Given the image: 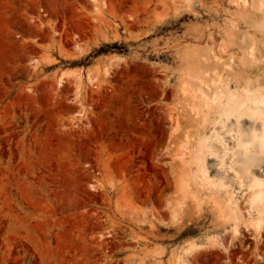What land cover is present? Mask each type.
Instances as JSON below:
<instances>
[{
  "label": "rangeland",
  "instance_id": "rangeland-1",
  "mask_svg": "<svg viewBox=\"0 0 264 264\" xmlns=\"http://www.w3.org/2000/svg\"><path fill=\"white\" fill-rule=\"evenodd\" d=\"M225 89L264 93V0H0V264H264Z\"/></svg>",
  "mask_w": 264,
  "mask_h": 264
},
{
  "label": "bare ground",
  "instance_id": "bare-ground-1",
  "mask_svg": "<svg viewBox=\"0 0 264 264\" xmlns=\"http://www.w3.org/2000/svg\"><path fill=\"white\" fill-rule=\"evenodd\" d=\"M62 83L63 75H61L58 80L59 85ZM211 100L217 105V123L221 124L222 127H225L226 123L233 116L247 115L249 117H255L261 121V132L254 133L252 135L251 141H243L240 137V134L237 133V137L235 138V146L243 147L247 151L251 146L257 144L261 154L264 155V93L259 91L254 92L251 90H245L243 94H240V92L238 94L232 90L225 89L219 93H215ZM217 140L223 146V148L227 150L225 140L220 137H217ZM209 146L210 145L207 144L206 139L201 138L197 145V152L195 156L198 166L197 172L204 177L207 173L205 169V159L207 156V151L211 149ZM235 173L236 176L238 172ZM207 177L208 176H206L205 179ZM238 178L237 179L241 183L239 184L242 185V179L239 175ZM248 190L249 195L247 203L249 212L258 215V218L254 223L257 227H260L264 223V174L263 176L252 174L248 184ZM230 203L236 205L234 201L230 200Z\"/></svg>",
  "mask_w": 264,
  "mask_h": 264
}]
</instances>
